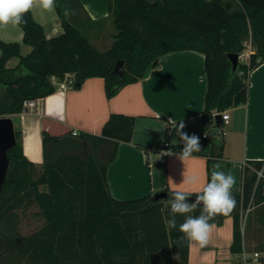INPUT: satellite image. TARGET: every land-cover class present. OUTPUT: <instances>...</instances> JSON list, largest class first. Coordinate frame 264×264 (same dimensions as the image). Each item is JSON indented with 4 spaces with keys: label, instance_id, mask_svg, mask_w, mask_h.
<instances>
[{
    "label": "trees",
    "instance_id": "trees-1",
    "mask_svg": "<svg viewBox=\"0 0 264 264\" xmlns=\"http://www.w3.org/2000/svg\"><path fill=\"white\" fill-rule=\"evenodd\" d=\"M108 8L115 33L102 49L89 38L91 18L79 0H56L63 30L49 38L31 11L25 15L27 23L20 28L22 43L31 46L26 54L21 53V43L0 39V116L21 112L26 99L51 94L52 76L62 79L68 74L74 85L100 76L109 98L123 85L145 77L159 56L197 50L204 54L207 78L201 112L204 138L212 145L207 182L213 165L226 172L227 165L219 160L222 123L213 119L247 101L249 73L264 62V0H108ZM247 41L252 51L232 71L227 53L240 55ZM11 57L18 62L8 67ZM118 59L123 60L122 75L113 71ZM134 121L132 115L110 113L100 134H73L71 128L43 117L40 167L24 156L21 131L14 128L15 144L7 154L0 190V264H151L155 252V264H187L188 240L169 225L170 205L164 204L173 191L164 189L165 198L125 200L108 191L107 166L118 144L131 140ZM105 144L108 148L102 149ZM182 147L178 142L167 148L180 152ZM262 165L261 160L243 165L241 192L232 193V252L242 250V212L264 202V178L256 173ZM29 203L37 206L35 215L43 222L23 233L16 209ZM219 216L224 215L213 220ZM176 219L179 225L184 217Z\"/></svg>",
    "mask_w": 264,
    "mask_h": 264
},
{
    "label": "crops",
    "instance_id": "crops-1",
    "mask_svg": "<svg viewBox=\"0 0 264 264\" xmlns=\"http://www.w3.org/2000/svg\"><path fill=\"white\" fill-rule=\"evenodd\" d=\"M79 1L91 18L90 40L93 42L94 38L111 33L109 29L114 27L108 0ZM31 13L47 38L62 32L56 10L49 13L37 6ZM22 35L20 26L0 27V39L21 43V53L26 54L31 46L22 43ZM251 51L250 45L245 54L248 56ZM17 62V57H11L7 66L13 67ZM206 90L204 54L191 49L176 50L159 56L145 77L123 85L109 98L105 95L103 78L93 76L78 86L55 87L51 94L34 99L31 108L8 116L14 128L21 131L24 156L40 167L43 117L77 132L98 135L110 113L132 115L135 117L132 138L118 144L116 156L106 169L110 195L120 200L135 199L169 189L192 196L207 182V159L212 151L210 141L203 136L206 131L201 123ZM226 110L229 118L224 125L225 133L220 136L223 146L219 160L227 165L226 173L235 178L232 193H240L242 166L250 160L264 162V62L249 73L247 101ZM180 122L186 125L185 132L196 134L201 141L200 151L183 162L175 155L178 152L169 149L161 152L164 142L168 146L179 142L175 127ZM106 148L108 144L102 147ZM192 176L197 177L196 183L183 182ZM164 204L167 206L168 201ZM210 223L213 227L206 246L188 241L187 264H264V202L252 203L242 212L240 252L230 250L231 214L219 216ZM254 252L258 255L254 256Z\"/></svg>",
    "mask_w": 264,
    "mask_h": 264
},
{
    "label": "clouds",
    "instance_id": "clouds-1",
    "mask_svg": "<svg viewBox=\"0 0 264 264\" xmlns=\"http://www.w3.org/2000/svg\"><path fill=\"white\" fill-rule=\"evenodd\" d=\"M39 7L45 12H54L56 0H0V27L8 25L20 26L26 24L25 15L34 7ZM186 125L180 122L175 127V134L183 144L180 152L175 155L180 161L192 158V154L201 149L200 137L196 134L189 135L184 131ZM173 155V154H172ZM258 177L264 178V169L257 172ZM187 184L197 182V177H187L183 181ZM235 178L230 173L221 169L219 164L213 165L210 181L206 182L195 195V201L190 202L191 195L185 191H173L168 200L171 218L168 223L182 233L181 239L198 242L204 247L209 242L213 225L210 223L217 215L230 214L236 200L232 194ZM199 215H193L197 208ZM177 216L184 219L177 225Z\"/></svg>",
    "mask_w": 264,
    "mask_h": 264
},
{
    "label": "water",
    "instance_id": "water-1",
    "mask_svg": "<svg viewBox=\"0 0 264 264\" xmlns=\"http://www.w3.org/2000/svg\"><path fill=\"white\" fill-rule=\"evenodd\" d=\"M227 57L231 63V69L232 71H234L239 62V55L234 52H228ZM113 71L119 75L123 74V60L121 59L116 60ZM75 85H78V82L75 83ZM214 119L216 120L217 124L220 123L221 115L219 113H216L214 115ZM14 144H15V134H14L13 121L11 117L8 115L0 116V190L5 181L6 173L9 165V159L7 154ZM165 197H166V192L164 190L157 191L153 194V199H159ZM190 201L191 202L195 201V195L191 196ZM157 256L158 254L156 252L150 255L151 264H155V260Z\"/></svg>",
    "mask_w": 264,
    "mask_h": 264
},
{
    "label": "rangeland",
    "instance_id": "rangeland-1",
    "mask_svg": "<svg viewBox=\"0 0 264 264\" xmlns=\"http://www.w3.org/2000/svg\"><path fill=\"white\" fill-rule=\"evenodd\" d=\"M109 32L107 33L104 37H96L93 39L94 44L96 45L97 48L102 49L106 46H109L112 38H113V33H115V29H109ZM249 42L245 44V48L242 51L241 61H246L248 56L245 54L247 50H249ZM226 130V129H225ZM38 210L37 206L33 203H29L28 205H22L16 209V211L19 214L20 222H19V229L23 233H29L38 227L41 226L43 219L37 215H35L36 211ZM256 214H260L257 212ZM262 256H264V253H262Z\"/></svg>",
    "mask_w": 264,
    "mask_h": 264
},
{
    "label": "built area",
    "instance_id": "built-area-1",
    "mask_svg": "<svg viewBox=\"0 0 264 264\" xmlns=\"http://www.w3.org/2000/svg\"><path fill=\"white\" fill-rule=\"evenodd\" d=\"M240 58H241V55H239V59ZM52 77H54V76H52ZM55 78H54V81H52V83L55 85V87L60 88V89L66 87L68 85H73V83H74L72 77L70 75H68V74L64 75V77L62 79H58V78L55 79ZM33 105H34V99H26V100H24L23 103H22V111H25L28 108H31ZM219 114L221 115L222 126H221V128H219L218 133L221 136V135H223L225 133L224 125L228 122L229 113H228L227 110H224V111H222ZM213 120H214V122H216L215 119H213ZM72 133L73 134H77L78 132L76 130H73ZM205 135H206V133H203L204 137H205ZM167 147H168V143L164 142L162 144L161 152H164L165 150H168ZM261 169L257 170V172L260 171ZM257 177H258V175H257ZM257 255H258V252H254V256H257Z\"/></svg>",
    "mask_w": 264,
    "mask_h": 264
}]
</instances>
